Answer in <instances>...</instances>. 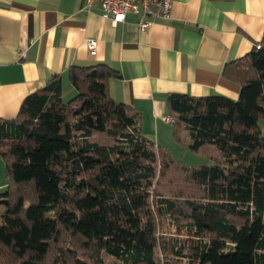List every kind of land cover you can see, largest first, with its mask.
Listing matches in <instances>:
<instances>
[{"label":"trees","instance_id":"trees-1","mask_svg":"<svg viewBox=\"0 0 264 264\" xmlns=\"http://www.w3.org/2000/svg\"><path fill=\"white\" fill-rule=\"evenodd\" d=\"M224 76L238 99L167 97L174 138L211 165L147 139L106 65L71 67L68 101L60 75L26 97L0 119V264H264V42Z\"/></svg>","mask_w":264,"mask_h":264},{"label":"crops","instance_id":"crops-1","mask_svg":"<svg viewBox=\"0 0 264 264\" xmlns=\"http://www.w3.org/2000/svg\"><path fill=\"white\" fill-rule=\"evenodd\" d=\"M172 1L170 20L130 13L114 27L87 0H0V119H16L26 97L54 75L64 95L74 66L117 71L109 94L141 113L144 136L168 134L161 127L172 123L170 94L238 99L240 86L224 69L264 42V0ZM142 19L151 24L144 31ZM89 40L97 42L93 55ZM7 184L0 157V191Z\"/></svg>","mask_w":264,"mask_h":264},{"label":"built area","instance_id":"built-area-1","mask_svg":"<svg viewBox=\"0 0 264 264\" xmlns=\"http://www.w3.org/2000/svg\"><path fill=\"white\" fill-rule=\"evenodd\" d=\"M98 3L102 8V16L111 21L112 26L116 27L120 23L125 22L126 17L130 13L140 14L144 17H152L154 19L170 20L172 17V9L169 0H88L90 6ZM150 22L141 20L140 29L150 26ZM95 41L89 42V50L91 54L95 53Z\"/></svg>","mask_w":264,"mask_h":264},{"label":"rangeland","instance_id":"rangeland-1","mask_svg":"<svg viewBox=\"0 0 264 264\" xmlns=\"http://www.w3.org/2000/svg\"><path fill=\"white\" fill-rule=\"evenodd\" d=\"M169 1H170L171 9H172L173 1L172 0H169ZM96 4H98V3H96ZM101 11H102V8H101ZM126 19H127V17H126ZM126 19H125V21H126ZM120 24H122V23H120ZM148 27H146V28H148ZM146 28L141 29V30L144 31ZM90 41H95V40H89L88 41V51L91 54V52L89 50V42ZM95 43H96V47H97V42L95 41ZM95 51H96V48H95ZM91 55H93V54H91ZM75 96H76L75 89L72 87V85H70V84L67 85L66 86V90H65L64 95H63L64 100L68 101V100L74 98ZM170 120L172 121V119H170ZM161 128H162L161 131L162 130H166L168 132V134L167 133L164 134L163 136L160 137V139H159L158 135L156 136V133H152V132L147 133V135L145 134V136L150 138V139H153L155 141L156 140L160 141V144H161L160 146L165 147L166 149L168 148L171 151L172 158L177 163L190 165V166L191 165H193V166L200 165L201 166V165H211V164H213L212 161L208 159V157H206V156H204L202 154H197V153L190 152L189 150L184 148L180 143H178L176 141V139L174 138V135H173V132H174V124H173V122L171 123V125H168L165 128H164V124H163V126ZM260 128L262 129V131H264V120L260 121ZM150 130H151V128L149 127L147 129V131H150ZM167 179H168V181L170 183H173V181L175 180V177L170 175V176L167 177ZM169 189H170L169 186L164 187L165 191H168Z\"/></svg>","mask_w":264,"mask_h":264}]
</instances>
